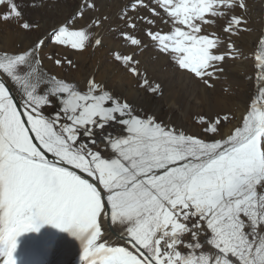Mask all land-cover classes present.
Masks as SVG:
<instances>
[{"label": "snow or ice", "instance_id": "1", "mask_svg": "<svg viewBox=\"0 0 264 264\" xmlns=\"http://www.w3.org/2000/svg\"><path fill=\"white\" fill-rule=\"evenodd\" d=\"M250 2L127 0L112 17L104 0H81L27 47L0 48V264H17V238L44 225L75 237L83 264H264V34L253 54L258 95L238 120L201 117V134L142 115L95 74L81 83L53 72L45 59L76 64L44 55L48 43L103 47L107 26L128 46L114 61L141 87L160 89L136 58L146 36L211 88L242 55L231 37L251 31ZM26 6L0 0V24L38 31ZM157 20L169 31H153Z\"/></svg>", "mask_w": 264, "mask_h": 264}, {"label": "rangeland", "instance_id": "2", "mask_svg": "<svg viewBox=\"0 0 264 264\" xmlns=\"http://www.w3.org/2000/svg\"><path fill=\"white\" fill-rule=\"evenodd\" d=\"M80 2L81 0H27L29 6L25 8L26 18L39 24V30L22 32L14 25L0 24V48L27 47L37 37L45 36L53 26L70 20ZM104 2L105 11L116 17L127 0ZM33 4L35 6L31 7ZM250 9L251 31L231 37V41L242 55L236 59H226L222 65L225 71L219 74L218 79L211 81V88L193 78L191 74L179 70L171 57L159 52L146 36L143 40L147 46L137 50L136 58L141 61V70L146 72V77L142 78H147L151 87L159 84L160 89L152 92L148 86L141 87L140 79L132 77L114 61V52H125L128 46L119 39H113L107 26L103 31V47L90 48L83 53L61 49L51 43L44 48L45 57L68 55L76 64L75 68L65 66L62 70L57 69L46 59L45 64L53 72H60L61 75L81 83L90 74H95L98 80H103L129 103L135 104L134 107L142 115L141 109L145 106L154 117L162 109L164 120L160 122L189 134H201V117L214 119L217 113L234 114L237 117L241 105L248 106L258 95L260 82L257 79L253 54L258 49L259 37L264 34V0H251ZM157 30L167 32L169 25L157 20L153 31ZM211 30L222 35L227 44L229 38L223 36L221 28ZM223 50L227 51L226 48ZM249 77L254 81L250 82ZM167 102L172 105L174 102L181 109L177 111L181 113L180 117L168 107ZM235 123L236 120L233 121V124ZM229 127L231 125H226L224 131ZM112 240L115 241L113 238ZM17 245L14 253L17 264H83L80 242L70 233L52 225H44L39 232L22 234L17 238Z\"/></svg>", "mask_w": 264, "mask_h": 264}, {"label": "bare ground", "instance_id": "3", "mask_svg": "<svg viewBox=\"0 0 264 264\" xmlns=\"http://www.w3.org/2000/svg\"><path fill=\"white\" fill-rule=\"evenodd\" d=\"M249 81L250 82H253L254 80L252 79V78H250L249 77ZM166 101H168V100H166ZM167 104L169 105L168 107L169 108H171V110L173 111V112H175L176 114H177V116H181V113H179V112H177V111H181V109L173 102V105H172V103L171 102H167ZM135 105V104H134ZM173 106V107H172ZM248 108V106H246V105H241V107L239 108V110H238V113H237V120L239 119V117L241 116V114L244 112V111H246V109ZM170 111V110H169ZM141 112L143 113V115H146V114H148V115H151V112H150V110H149V108L148 107H143V109H141ZM184 112V111H183ZM163 113H162V109H160L159 110V112H158V114L155 116V118L158 120V121H162V120H164V119H162V117H163V115H162ZM237 120H236V123H237ZM226 130H228V128H226ZM225 130V131H226ZM110 238L112 239H115L116 240V235L115 234H113V233H110Z\"/></svg>", "mask_w": 264, "mask_h": 264}]
</instances>
